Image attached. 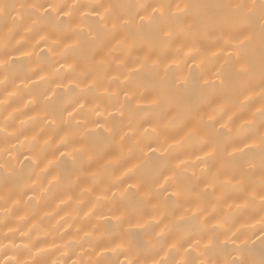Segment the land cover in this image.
<instances>
[{
	"label": "bare ground",
	"instance_id": "bare-ground-1",
	"mask_svg": "<svg viewBox=\"0 0 264 264\" xmlns=\"http://www.w3.org/2000/svg\"><path fill=\"white\" fill-rule=\"evenodd\" d=\"M264 0H0V264H261Z\"/></svg>",
	"mask_w": 264,
	"mask_h": 264
},
{
	"label": "snow or ice",
	"instance_id": "snow-or-ice-1",
	"mask_svg": "<svg viewBox=\"0 0 264 264\" xmlns=\"http://www.w3.org/2000/svg\"><path fill=\"white\" fill-rule=\"evenodd\" d=\"M261 264H264V260L261 261Z\"/></svg>",
	"mask_w": 264,
	"mask_h": 264
}]
</instances>
